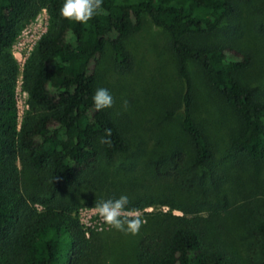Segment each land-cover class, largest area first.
I'll return each instance as SVG.
<instances>
[{"label": "trees", "instance_id": "16d2710c", "mask_svg": "<svg viewBox=\"0 0 264 264\" xmlns=\"http://www.w3.org/2000/svg\"><path fill=\"white\" fill-rule=\"evenodd\" d=\"M63 3L0 0V264H105L104 243L94 231L89 236L78 210L121 194L129 197V211L170 208L141 216L130 264H264V200H246V212L231 209L235 198L226 186L236 182L239 191L241 176L234 181L217 161L194 114L192 62L237 119L233 150L224 160L233 166L243 159L264 162V100L239 76L251 55L187 39L218 30L236 12L233 1L103 0L86 23L62 17ZM42 8L51 21L23 65L29 109L20 121V66L11 48ZM146 15L171 36L184 93L167 114L181 116L186 144L147 145L131 164L117 166L116 158L130 153L132 136L106 109L94 108V66L110 44L116 63L131 68L127 39L142 29ZM106 130L110 144L100 143ZM175 189L196 199L177 197ZM224 217L226 224L219 223ZM234 223L244 229L238 236L228 231Z\"/></svg>", "mask_w": 264, "mask_h": 264}, {"label": "rangeland", "instance_id": "374dc122", "mask_svg": "<svg viewBox=\"0 0 264 264\" xmlns=\"http://www.w3.org/2000/svg\"><path fill=\"white\" fill-rule=\"evenodd\" d=\"M232 1L236 12L228 16L218 30L190 35L187 39L193 44L218 43L227 48L235 47L248 52L252 57L251 62L239 70V76L244 83L254 88L258 98L264 100V0ZM50 21L48 9L39 10L35 17L22 25L20 35L11 48V53L20 66L16 86L20 121L29 109V94L23 87V65L36 48L41 35L48 30ZM170 42L169 32L157 26L146 15L142 29L127 39L128 49L134 57L131 68L124 69L116 63L114 49L110 44L94 66L98 88L108 89L113 98L112 106L106 110L132 136V149L127 155L116 158L117 166L122 162L131 164L147 145L159 149L162 143L164 146L169 145L172 140H176L175 143L181 147L186 144L181 116L172 118L167 114L168 109L181 102L184 93L183 80L177 69V58L171 50ZM190 71L194 79L195 118L214 144L217 161L229 169L234 181L237 174L241 176L239 191L235 192L233 188L236 182L228 185L233 190L226 186L228 195H234L235 198L231 209L246 212V200H264V162L243 159L233 166L224 160L233 150L237 119L227 101L209 86L201 67L192 62ZM175 195L196 199L195 195H186L178 189H175ZM222 196L219 193V197ZM212 200L211 202L217 201L216 197ZM155 210L168 211L170 208L162 205L150 206L144 210L126 211L122 215L141 217L145 212ZM174 213L183 214L180 210H174ZM78 216L89 236L91 231L100 235L105 246V264L131 263L138 233H125L105 224L94 205H82ZM219 223L226 224L225 217ZM234 224H230L234 227L227 224L228 231L237 236L244 232L240 225Z\"/></svg>", "mask_w": 264, "mask_h": 264}, {"label": "clouds", "instance_id": "9594fccd", "mask_svg": "<svg viewBox=\"0 0 264 264\" xmlns=\"http://www.w3.org/2000/svg\"><path fill=\"white\" fill-rule=\"evenodd\" d=\"M103 0H64L59 13L62 17L69 20H74L80 23H86L94 15L101 10ZM94 108L97 111L110 108L113 103V98L108 89L98 88L92 96ZM107 135L100 138V143L110 144L108 139L110 131ZM129 197L126 194H121L118 198L102 200L96 205L98 215L103 222L117 230L125 233L137 234L143 224V220L139 215L129 217L122 213L129 211Z\"/></svg>", "mask_w": 264, "mask_h": 264}]
</instances>
